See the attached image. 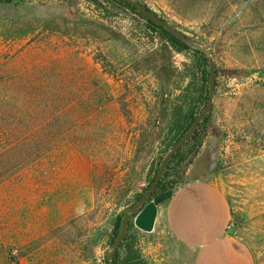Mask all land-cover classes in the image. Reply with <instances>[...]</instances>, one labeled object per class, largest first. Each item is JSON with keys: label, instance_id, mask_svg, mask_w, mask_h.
<instances>
[{"label": "rangeland", "instance_id": "1", "mask_svg": "<svg viewBox=\"0 0 264 264\" xmlns=\"http://www.w3.org/2000/svg\"><path fill=\"white\" fill-rule=\"evenodd\" d=\"M93 1L0 6V264L109 263L117 221L174 147L170 105L193 62L159 35L145 38L129 8L100 15ZM137 1L211 53V121L179 187L222 188L230 234L264 264V0ZM26 122L39 146L21 169ZM127 233L150 264L133 219Z\"/></svg>", "mask_w": 264, "mask_h": 264}, {"label": "crops", "instance_id": "2", "mask_svg": "<svg viewBox=\"0 0 264 264\" xmlns=\"http://www.w3.org/2000/svg\"><path fill=\"white\" fill-rule=\"evenodd\" d=\"M232 207L218 185L189 180L158 206L142 252L150 264H256L250 249L229 232Z\"/></svg>", "mask_w": 264, "mask_h": 264}, {"label": "trees", "instance_id": "3", "mask_svg": "<svg viewBox=\"0 0 264 264\" xmlns=\"http://www.w3.org/2000/svg\"><path fill=\"white\" fill-rule=\"evenodd\" d=\"M15 1L23 0H0V6L12 5ZM115 4H121L129 8L136 15L135 27L136 29L142 31L145 38H151L152 34L159 35L160 38L164 39L167 42H170L175 47H178L177 50L179 52L186 53L193 62V70L192 73L187 76V78H189V82L184 92L178 98L177 103H173L170 105V107L172 108L170 123L172 148L190 130V128L195 123L198 115L208 104L210 86L209 59H207L205 54L200 50H194L190 48L181 40L168 32L166 28L154 23L153 21L145 17L135 6L131 5L128 2L122 0H94L92 2V5L96 8L100 15H105V13L109 11V7H112ZM152 13L155 14L154 12ZM218 71L219 70H217L216 67V79L219 76ZM20 114L22 115V113ZM7 116L8 110H1L0 108V124L1 119L7 118ZM210 121L211 114L209 113L201 119L196 130L190 136L187 142L171 157V159L165 166L164 173L153 193V197L165 194L170 191L173 192L177 187H179L181 183L180 177L182 174L181 165L191 159L190 157L194 156L195 151L201 146L202 134L205 129H207ZM31 126V122L22 123L19 130L20 137L17 139L16 149L18 150V155L20 157L19 163L21 165V169L27 168L28 166L36 163V159H34V153L36 147H38L39 145H36V142L33 139L29 138V136H26L29 132L32 131L30 128ZM17 162H15V164ZM161 162L162 161L159 159L153 164L151 172L154 173V175L151 183L154 182L157 177ZM7 165L11 166L12 164H10L8 160H4L2 162V166L5 168ZM121 230L122 219L119 218L116 223V227L111 234L112 244L119 236ZM113 257L114 264H149L143 258L139 248L137 247V236L129 235L128 233H126L118 249L114 252ZM106 264L109 263L106 262Z\"/></svg>", "mask_w": 264, "mask_h": 264}, {"label": "water", "instance_id": "4", "mask_svg": "<svg viewBox=\"0 0 264 264\" xmlns=\"http://www.w3.org/2000/svg\"><path fill=\"white\" fill-rule=\"evenodd\" d=\"M130 3L135 6L139 12H141L145 17L153 21L154 23L166 28L168 32L174 35L176 38L181 40L187 46L194 50H200L203 52L207 59L210 62V102L209 105L198 115L195 123L190 128V130L183 136V138L172 148V150L167 154V156L162 161L157 177L154 183L150 186V188L146 191L143 197L131 208V210L125 215L122 225V230L114 241L111 251L109 252V264H114V252L118 249L121 241L125 237L128 227L130 225L131 219L134 220V225L136 228L142 233H150L154 230L157 215H158V206L164 203L167 199L171 198L173 192H167L165 194H161L153 197L154 190L156 189L165 168L167 161L186 143V141L190 138V136L196 130L198 124L200 123L202 117L212 108L213 106V98H214V60L211 56V53L208 50H205L201 47H198L192 43V41L186 37L182 32L173 27L170 23L166 22L163 18L159 17L156 14H153L137 0H122ZM112 230L109 229L108 233Z\"/></svg>", "mask_w": 264, "mask_h": 264}, {"label": "built area", "instance_id": "5", "mask_svg": "<svg viewBox=\"0 0 264 264\" xmlns=\"http://www.w3.org/2000/svg\"><path fill=\"white\" fill-rule=\"evenodd\" d=\"M229 228H230V224H229Z\"/></svg>", "mask_w": 264, "mask_h": 264}, {"label": "flooded vegetation", "instance_id": "6", "mask_svg": "<svg viewBox=\"0 0 264 264\" xmlns=\"http://www.w3.org/2000/svg\"><path fill=\"white\" fill-rule=\"evenodd\" d=\"M141 199V198H140Z\"/></svg>", "mask_w": 264, "mask_h": 264}]
</instances>
